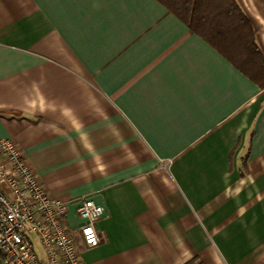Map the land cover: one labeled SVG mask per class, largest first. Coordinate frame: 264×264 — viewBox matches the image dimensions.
I'll list each match as a JSON object with an SVG mask.
<instances>
[{"label": "crops", "instance_id": "1", "mask_svg": "<svg viewBox=\"0 0 264 264\" xmlns=\"http://www.w3.org/2000/svg\"><path fill=\"white\" fill-rule=\"evenodd\" d=\"M0 139L102 208L83 264H264V88L156 0H0Z\"/></svg>", "mask_w": 264, "mask_h": 264}, {"label": "built area", "instance_id": "2", "mask_svg": "<svg viewBox=\"0 0 264 264\" xmlns=\"http://www.w3.org/2000/svg\"><path fill=\"white\" fill-rule=\"evenodd\" d=\"M67 204L49 193L9 139H0V264H83L85 248L105 242L95 229L102 208L78 200L77 231L66 225Z\"/></svg>", "mask_w": 264, "mask_h": 264}, {"label": "trees", "instance_id": "3", "mask_svg": "<svg viewBox=\"0 0 264 264\" xmlns=\"http://www.w3.org/2000/svg\"><path fill=\"white\" fill-rule=\"evenodd\" d=\"M156 1L192 34L264 88V60L254 44L252 27L235 0Z\"/></svg>", "mask_w": 264, "mask_h": 264}]
</instances>
